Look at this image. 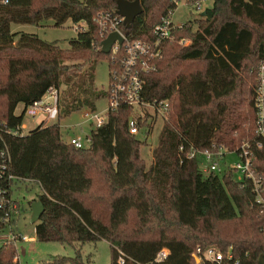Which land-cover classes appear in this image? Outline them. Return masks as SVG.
I'll list each match as a JSON object with an SVG mask.
<instances>
[{
  "label": "trees",
  "instance_id": "obj_1",
  "mask_svg": "<svg viewBox=\"0 0 264 264\" xmlns=\"http://www.w3.org/2000/svg\"><path fill=\"white\" fill-rule=\"evenodd\" d=\"M139 1L142 11L129 27L122 26L132 38L148 37L153 25L176 7V0ZM114 8L116 0L0 2V118L20 124L23 113H14L17 103L32 102L50 86L58 89L59 101L61 75L63 97L74 93L70 109L83 104L94 108L84 80L69 84L71 68L82 63L66 61L108 58L100 50L94 17ZM203 11L199 19L172 28L174 38L164 41L157 69L146 75L143 97L170 101L149 166L140 155L143 139L128 129L127 105L109 111L106 122L90 129L87 147L64 140L59 122L8 136L11 170L41 187L37 199L44 209L34 222L37 239L63 244L106 239L110 264H197L193 252L208 244L223 251L222 264H257L264 254V203L256 201L251 179L237 180L231 168L204 174L200 157L187 158L179 145L205 152L249 141L252 168L263 177L264 199V137L256 132L254 89L240 78L245 65L249 71L264 61V33L256 38L253 29L264 27V0H213ZM44 19L57 26L67 19L85 21L87 27L77 30L66 48L10 27L12 22L38 24ZM180 38L191 42L184 45ZM162 248L166 257L155 261ZM15 252L13 242L0 244V264H14ZM65 262L90 264L79 249L73 256L37 264Z\"/></svg>",
  "mask_w": 264,
  "mask_h": 264
},
{
  "label": "built area",
  "instance_id": "obj_2",
  "mask_svg": "<svg viewBox=\"0 0 264 264\" xmlns=\"http://www.w3.org/2000/svg\"><path fill=\"white\" fill-rule=\"evenodd\" d=\"M9 0H0L7 3ZM177 1V0H176ZM196 9L200 10V3H195ZM175 9V8H174ZM174 9H169L160 20L153 25L146 38H132L125 34L122 29L124 25L123 16L114 8L112 10L99 11L94 20L99 25V34L102 39L111 31H117L122 36V42L117 39L112 43L107 52L108 63V83L105 90L107 105L105 108L95 111L85 109L82 115L89 121L93 128L100 126L108 119V113L116 110L121 105L131 108L128 117V129L131 133L139 134L143 130H149L150 124L157 120H164L167 117L170 101L167 98L145 99L143 88L146 82V75L158 67V60L162 57V46L165 40L173 39L172 28L181 26L172 20ZM75 30H84L87 25L85 21L72 22ZM73 27V26H72ZM179 41L184 45L191 42L190 39L180 38ZM253 104L256 109V132L264 137V61L260 62L256 74ZM24 112L35 116L43 113V118L39 124L48 125L49 119H54L59 115L58 109V89L50 86L39 97L32 102L24 105ZM147 121L145 124L143 122ZM25 127L21 122L15 126L9 125L6 120L0 118V221L4 224V229L0 230V244L10 243L16 247V240H30L33 237L20 232L16 226V217L21 215L25 206L19 194L20 184L27 180L15 174L11 170L12 156L7 142L8 136L24 135L22 128ZM67 141L75 147H87L90 145L91 137L89 132L83 135H71ZM256 146L261 142L256 141ZM214 147V144H213ZM179 149L184 151L187 158L197 154L200 157L199 166L204 174L210 172H222L223 169H234L237 180L250 178L253 184V191L256 193V201L264 203L260 194L262 186V176H257L252 168L254 151L249 141H243L234 149H228L219 144L212 150L202 151L194 145H189L184 150V145L180 144ZM235 155L236 160L229 161V155ZM167 249L162 248L157 251L154 260L161 261L167 255ZM223 251L214 244L204 246L198 245L193 252L197 264H222ZM227 258L231 259L230 251ZM197 259V260H196ZM13 263L21 264L18 251L13 255ZM123 262V259H119Z\"/></svg>",
  "mask_w": 264,
  "mask_h": 264
},
{
  "label": "rangeland",
  "instance_id": "obj_3",
  "mask_svg": "<svg viewBox=\"0 0 264 264\" xmlns=\"http://www.w3.org/2000/svg\"><path fill=\"white\" fill-rule=\"evenodd\" d=\"M196 2L200 3V10L196 9ZM212 2L213 0H195L194 2L177 0L176 7L171 15V18L174 23L180 25L189 20L194 21L195 19H199L201 17L200 15L203 10L206 7H210ZM10 27L12 31L21 30L33 32L41 39L47 41L57 40V43L63 48L69 46L70 39L73 38L77 32L74 25L71 24L70 19H67L58 26L53 25L52 19H44L38 24L12 22ZM195 27L196 23L194 22L192 24V28ZM253 29L256 38L264 33V27H253ZM179 43L181 42L179 41ZM84 61L85 60L83 58L66 61L68 64L82 63L80 68L78 66L76 67L77 70H73V67L71 68L73 71L70 69L71 71L69 72V76L72 80L69 84L72 86V82L79 80L80 78L82 81L84 80V84L87 86L88 96L90 97L89 99L94 104V108L83 104L82 107L71 110V103L69 105L68 101L72 96H74V93L71 92L66 99L63 97V89L66 85L63 80L64 75H61L58 101L59 116L46 121V123L49 124L59 122V127L64 140H67L71 135H83L93 128V125L89 121H86L83 117V110L89 109L99 111L107 105L105 97V90L108 83L107 59L99 58L93 63H84ZM259 64L260 62L250 66L249 71L248 65H245L244 70L240 72L242 82H245L247 85L249 84L252 88L256 83V74ZM249 72L251 74L253 73L255 80H252ZM14 113H23L22 122L25 126L22 128L23 134L29 133L30 130L39 125L43 118V113H39L35 116L25 113L23 102L17 103ZM162 123L163 121L160 119L156 122L154 121V123L150 124L151 129L148 131L145 129L138 134V137L144 141V143L139 145V148L140 155L143 158L146 167L153 162L151 150L156 145L157 134ZM227 158H229V161L236 160V156L233 154L229 155ZM40 192V184L35 180L27 179L20 184L19 194L24 203L25 210L21 215L16 217V226L20 232L33 236L30 240H16V249L18 251L21 264H37L42 261L51 260L55 256H73L77 249L80 250L84 260L89 258L90 264H110V246L106 239L101 238L96 241H86L84 243L75 242L73 244H63L57 241H43L36 238L34 223L30 222V202L33 199H37V194ZM223 225L226 227L228 226L227 223H224ZM63 264L69 263L65 262Z\"/></svg>",
  "mask_w": 264,
  "mask_h": 264
},
{
  "label": "water",
  "instance_id": "obj_4",
  "mask_svg": "<svg viewBox=\"0 0 264 264\" xmlns=\"http://www.w3.org/2000/svg\"><path fill=\"white\" fill-rule=\"evenodd\" d=\"M116 10L123 16L125 27H129L134 17L142 11V5L139 0H116ZM115 39H117L119 43L122 42V36L117 31L109 32L103 39H101L100 50L107 53ZM43 209L44 206L42 201L40 199H33L30 202V222H36L43 212ZM257 264H264V254L259 255Z\"/></svg>",
  "mask_w": 264,
  "mask_h": 264
},
{
  "label": "crops",
  "instance_id": "obj_5",
  "mask_svg": "<svg viewBox=\"0 0 264 264\" xmlns=\"http://www.w3.org/2000/svg\"><path fill=\"white\" fill-rule=\"evenodd\" d=\"M33 237V236H32Z\"/></svg>",
  "mask_w": 264,
  "mask_h": 264
}]
</instances>
